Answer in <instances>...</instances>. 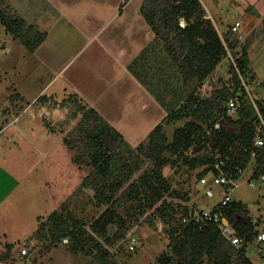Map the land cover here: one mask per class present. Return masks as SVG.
Masks as SVG:
<instances>
[{
  "label": "rangeland",
  "instance_id": "1",
  "mask_svg": "<svg viewBox=\"0 0 264 264\" xmlns=\"http://www.w3.org/2000/svg\"><path fill=\"white\" fill-rule=\"evenodd\" d=\"M222 2H225L222 4L223 11L220 14L218 11L223 26L220 35L223 39V36L231 33L230 38L234 43L236 41V46L234 50H229L226 47L227 54L217 67V74L205 79L202 82V88V84H198L196 80H191L186 84L182 82L181 76L175 65L168 59V55L165 57L161 55L162 51L159 49L162 48V44L160 42L157 46L158 51L149 62L145 63V69L141 73L144 74L145 81L150 86L148 87L154 90L153 92L166 105H175L176 109H179L190 92L200 98H206L214 90L213 88L220 89L224 86V82L233 92L235 70L232 69V66H235V59L242 56L251 65V70L247 66L240 75L245 81L251 97L254 100L259 99L258 95L252 92L251 82L257 76L264 87V0H222ZM204 3L208 10H217L212 0H204ZM0 8H8L11 15L21 16L39 33L43 34L44 30L50 28L46 23L52 20L53 16L43 0H1ZM254 9L260 13L258 16L251 13ZM237 20H240L241 26L237 33L233 34L231 32L232 23L235 24ZM7 37L9 38V35L0 25V126L5 122L6 117H10L6 111L17 114L22 108L19 105L4 104L5 97L10 92L8 84L10 86L18 84L19 91L17 92L23 93L28 102L37 98L39 91L34 88L40 85L32 80L29 81L31 73L28 74L25 69L27 67L25 66L26 57L29 55L28 50ZM155 43L157 42L155 41ZM6 47L9 50L4 54L2 52ZM159 63L162 72H164L162 75L157 69ZM11 68H13V74H6ZM19 70L23 73H18ZM236 72L239 73V71ZM255 74L256 76H254ZM25 77L27 78L25 79ZM237 95L240 97L241 93ZM260 95L264 96V91ZM246 100H249L248 95ZM81 105H84V102L76 95L65 94L50 105L43 107V112H40L43 113L41 115L42 123L51 130L47 134L43 133V129L36 119L34 122L22 121L18 129L20 134L10 128L1 133L0 241L3 239L15 244L18 247L16 251H18L19 257H24L20 264H25V258L31 253L27 246V256L20 252L25 238L38 229L40 223L45 222L53 212H59L64 216L71 214V222L74 220L78 223L75 229L86 230L104 210L113 208L128 223L122 240H117L111 245L107 243V239L110 240L117 230L116 226L109 225L104 236L96 235V243L87 242L86 246L82 245V242L86 241L90 235L88 230H86L87 234H83L78 242H75L76 249L80 250L79 247H83L82 249L89 250L87 257L90 264H114L117 260L122 264H126L127 261L128 264H135L132 261L138 263L157 262L156 258L163 252L171 256V264H176L178 257L173 255L171 249L168 248L169 235L167 232L170 227L160 220L156 209L161 208L162 205L170 204L177 207L180 213V210L185 209L183 198H192L193 195H198V199L195 201L200 209H212L220 202L222 190L214 188L211 197L204 195V189L199 186L195 177L199 170L182 165V158L178 160L176 156L164 153L163 157L168 164L164 166L162 174L169 187L164 192L163 199L152 207H147L144 214H141L136 202L124 199L123 191L140 175L154 169L152 160L139 154L138 146L146 147L148 144V139L144 138L136 146L130 147L124 142L122 147L117 149L116 154L120 159L118 163L129 178L127 183L112 196L111 203H98L94 198L93 190L83 186V179L90 173L91 167L84 163L86 156H82L84 139L79 133L78 124L82 115L78 111V107ZM37 107H40L39 103H37ZM30 114L34 115L33 112ZM164 124L166 122H163ZM176 125V123H172L170 127L166 126L163 129L167 139H171ZM128 147L138 151L139 155L131 156L127 151ZM188 155L194 156V153L188 152ZM243 180L248 179L243 176ZM250 182L252 187L241 185L233 192V198L241 199L248 211L254 215L255 221H261L264 220V182L260 183L258 180ZM174 191H180L181 196L171 197ZM194 209L195 212L198 210L197 207ZM187 212L194 213L192 210ZM251 219L254 220L252 217ZM263 230L264 228L258 225L254 232L258 233ZM67 241L68 246L75 245L73 239L68 238ZM63 246L67 248L66 245ZM130 246H133L134 250H130ZM69 250L73 252L72 249L69 248ZM105 252L106 254H104ZM245 253L246 257L254 264H264V243L253 241L247 246ZM19 257L13 261V264L14 262L19 263ZM204 263L212 264L207 263L205 259ZM232 264H242V260L238 257L233 258Z\"/></svg>",
  "mask_w": 264,
  "mask_h": 264
},
{
  "label": "trees",
  "instance_id": "2",
  "mask_svg": "<svg viewBox=\"0 0 264 264\" xmlns=\"http://www.w3.org/2000/svg\"><path fill=\"white\" fill-rule=\"evenodd\" d=\"M141 12L156 36L157 43H152L151 47L153 46L156 52L159 42L162 44V48L159 49L162 51L161 55L163 57L168 55V59L175 65L185 84L191 80L202 84L226 56V47L229 50L235 49L236 41L234 43L231 40V33L223 36V39L219 36L210 19L205 17V10L199 0H143ZM251 13L258 16L255 9ZM0 25L5 33L12 35L30 52H34L45 39V34L35 30L32 24L28 25L21 16L11 15L8 8H0ZM146 54L142 52L140 57L129 64L128 70L161 103L167 113L163 122L169 123L184 118L193 120L177 128L171 141H168L164 135L163 123H161L147 136V146H138L139 154L151 159L154 169L143 173L136 181L128 184L123 194L125 200L137 203L141 214H144L147 207H152L163 199V194L169 187L162 174L164 166L168 164L163 157L164 153L174 155L178 160L182 158V165L190 169H198L195 177L199 182V179L212 168L216 157L229 148L232 147L238 152L241 146L252 148V140L259 130V121L253 103L259 111H264V103L253 98L251 101L249 97V100H246L247 94L240 87L241 82L236 71L242 74L249 63L243 56L237 57L235 66H232L235 70L233 92L226 85L212 90L207 98H200L190 92L184 104L176 109L175 105H166L158 98L154 90L149 88L144 74L140 72L145 69L140 61L147 58ZM150 59L151 57L146 60ZM157 66L162 75L164 72L160 67L161 64ZM237 92L241 93L239 107L233 115H227L228 98ZM78 108L82 113L78 123L79 133L84 139L82 156H86L84 163L91 167L90 173L83 179V186L93 190L94 198L98 203H111L112 196L127 183L129 178L119 165L120 159L116 154L117 149L124 144L123 138L95 111L86 109L84 105ZM221 119L222 121L219 122ZM216 125L219 127L216 128ZM127 151L131 156L138 153L129 147ZM188 152H194V156L190 157ZM263 156L264 151L258 152V163ZM244 160H249L247 154ZM245 163L243 162L244 165ZM263 168L264 162L258 164L254 177L263 174ZM179 196H181L180 191L171 194L174 198ZM183 199L185 201L188 197ZM156 210L160 220L170 227L167 232L168 248L178 257L176 264H205L204 259L212 264H232V259L236 257L242 260V264H252L246 257L245 248L253 243L258 233L254 232L255 225L240 203H229L223 214L231 225L237 227V236L245 243L242 248L231 245L220 230L210 222L191 221L188 224H181L179 215H187L185 209V211L180 210L179 213L177 207L168 204ZM70 217H72L70 214L64 216L59 212H53L45 222L40 223L36 236L40 241L50 243L61 242L68 238L73 239L75 243L83 234H87L86 230H88L90 235L82 242V245L86 246L87 242L96 243V235L104 236L107 227L114 225L117 230L110 240L107 239V243L111 245L124 238L128 224L113 208L104 210L86 230L75 229L78 223L74 220L71 222ZM82 248L79 247L84 253L89 252ZM171 261V256L166 252L161 253L157 258L158 264H171Z\"/></svg>",
  "mask_w": 264,
  "mask_h": 264
},
{
  "label": "crops",
  "instance_id": "3",
  "mask_svg": "<svg viewBox=\"0 0 264 264\" xmlns=\"http://www.w3.org/2000/svg\"><path fill=\"white\" fill-rule=\"evenodd\" d=\"M43 1L53 16L52 20L45 22L50 28L43 31L45 39L37 49L34 52L28 50L29 55H27V63H25L26 71L28 74L31 73L29 81L32 80L40 84L34 88L39 93L37 98L28 102L23 93L17 92L19 91L18 84L11 86L8 84L10 92L6 95L4 104L19 105L22 108L17 114L6 111L10 117L4 118L5 122L0 126V135L8 128L20 134L18 131L20 123L22 121L34 122V119L40 123L43 133H49L51 130L42 123L41 115L43 113L40 112H43V107L50 105L65 94H74L84 102L86 109L95 111L103 121L113 128L123 138L127 146H136L139 141L147 138L157 125L163 123L167 115L155 96L128 70L129 64L140 57L142 52L147 53V58L140 61L142 65L149 62L147 60L155 54V49L153 46L151 47V44L156 41V36L141 12L143 0ZM199 1L205 10V17L210 19L221 37L220 32L223 26L219 14L223 11L222 4L225 2L212 0L217 9L213 11L207 9L204 0ZM218 11H220L219 14ZM256 12L260 14L258 11ZM235 22H240V20ZM8 39L21 44L12 35H9ZM7 50H9L8 47L3 49L2 53L6 54ZM217 67L214 70V75L217 74ZM248 67L251 70L249 63ZM12 69L6 74H13ZM17 72L23 73L20 70ZM224 84L226 85V82ZM202 86L203 84L201 88ZM251 87L253 94L258 95L259 98L255 100L264 103V96L260 95L264 91V87L257 76L252 80ZM37 103L40 104V107H37ZM30 112H33L34 115H31ZM191 120L193 119L184 118L171 121L164 124L163 129L176 123V130ZM173 134L171 135L173 136ZM172 136L170 140L168 139L169 141L172 140ZM252 170L253 164L250 162L244 174L248 180H243V184L247 185L248 181L257 180ZM259 182L263 183L264 180ZM217 189L220 190V188ZM193 196L184 201L185 210L195 211V207H197V211L202 210L195 201L198 199V195ZM233 202L240 203L247 211L248 216L254 218L251 221L255 227L260 225L264 228V220L255 221L254 215L248 211L241 199L234 198ZM236 230L237 227L230 224L232 236L238 235ZM36 231L37 229L24 240V244L29 247V252H31L28 256L26 255L25 264H90L88 254L76 249L75 245L68 246L66 239L55 243L40 241L36 236ZM262 232L264 230L258 234ZM17 248L15 244L2 239L0 241V263L13 264V261L19 257ZM22 258L24 257L20 258L19 263L14 262V264H20ZM128 260L131 259L128 258ZM78 261L80 263H77ZM132 263L157 264V262L151 261L142 263L132 261ZM114 264L122 263L117 260ZM252 264L254 263L252 262Z\"/></svg>",
  "mask_w": 264,
  "mask_h": 264
},
{
  "label": "built area",
  "instance_id": "4",
  "mask_svg": "<svg viewBox=\"0 0 264 264\" xmlns=\"http://www.w3.org/2000/svg\"><path fill=\"white\" fill-rule=\"evenodd\" d=\"M239 27L240 23L236 22L232 26L231 32L233 34L237 33ZM238 74L241 82L240 87L244 89V91L252 101V97L248 91V87L245 81L243 80L240 73ZM238 93L240 92H237L233 96H230L228 98L226 105L227 115H233L234 112L238 109L241 97L237 95ZM253 105L256 111L257 119L259 121V130L252 140V148L247 149L244 146H241V150L239 152L235 151L232 147L229 148L226 152L216 157V161L213 164L212 168L199 179V185L204 189L203 194L208 197L212 196L214 188H220L222 190V197L220 202L214 208L209 210H200L196 212L193 211L194 213L189 212L188 215H179L181 224H188L191 221L210 222L214 224L220 230L225 239L236 248L244 247L245 243L239 236H232L230 234V224L224 216L223 210L229 203L233 202V192L243 184V176L249 163L252 162L253 164L252 173L254 174L257 165L264 162V156L260 159L259 163L257 161L258 152L264 151V111H259L254 103ZM221 121L222 119L219 122ZM218 127L219 125H216V128ZM245 154H247V156L249 157L248 161L244 160ZM243 162H246L245 165L243 164ZM257 180L263 181L264 173L259 174L257 176ZM247 185L252 186V183L248 181ZM255 239L258 242H264V232L259 233ZM129 249L134 250V247L130 246ZM20 252L22 255L27 254L26 245H23L21 247Z\"/></svg>",
  "mask_w": 264,
  "mask_h": 264
},
{
  "label": "water",
  "instance_id": "5",
  "mask_svg": "<svg viewBox=\"0 0 264 264\" xmlns=\"http://www.w3.org/2000/svg\"><path fill=\"white\" fill-rule=\"evenodd\" d=\"M215 71L213 70L210 74H209V78H211L214 75Z\"/></svg>",
  "mask_w": 264,
  "mask_h": 264
}]
</instances>
